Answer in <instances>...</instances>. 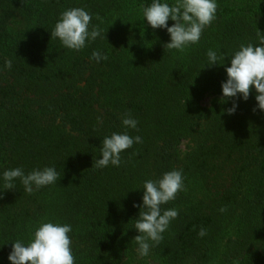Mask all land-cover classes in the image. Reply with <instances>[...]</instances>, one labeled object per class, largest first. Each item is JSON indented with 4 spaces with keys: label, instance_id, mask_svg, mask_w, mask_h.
I'll return each mask as SVG.
<instances>
[{
    "label": "trees",
    "instance_id": "obj_1",
    "mask_svg": "<svg viewBox=\"0 0 264 264\" xmlns=\"http://www.w3.org/2000/svg\"><path fill=\"white\" fill-rule=\"evenodd\" d=\"M151 3L0 0V264L43 222L71 225L75 264H264V112L255 89L246 101H222L221 90L232 55L259 46L264 0H216V19L183 52L164 48L167 30L144 19ZM75 7L92 15L89 31L106 32L79 51L50 36ZM209 49L224 56L220 65H207ZM93 51L108 59L96 62ZM207 93L220 96L205 107ZM126 112L136 129L122 124ZM125 132L142 143L121 153L119 167L97 168L103 138ZM17 167H54L60 179L32 194L19 178L4 190L3 172ZM171 170H182L185 190L161 208L179 215L141 257L133 205L146 180Z\"/></svg>",
    "mask_w": 264,
    "mask_h": 264
},
{
    "label": "clouds",
    "instance_id": "obj_2",
    "mask_svg": "<svg viewBox=\"0 0 264 264\" xmlns=\"http://www.w3.org/2000/svg\"><path fill=\"white\" fill-rule=\"evenodd\" d=\"M142 7V14L148 25L153 29H166L170 36V42L164 48L175 49L183 52L189 45L198 44L200 37L207 26L216 19V0H174L172 5L161 0H152L150 6ZM99 20L100 17L97 16ZM174 21L168 26V21ZM92 15L84 8L75 7L63 11L53 30L51 38H58L61 44L69 49L79 51L86 47V41H94L105 31L99 25H89ZM259 46L248 43L241 45L230 58V66L225 68L226 81L222 82V101L229 98L247 100L250 93L255 89L256 107L264 112V35L257 32ZM208 64L220 65L218 60H224V56H218L217 52L209 49L206 53ZM91 59L96 62L107 60V55L99 51H93ZM4 67L10 69L12 61L6 60ZM236 103L226 109L231 115L236 110ZM256 109L254 108L253 111ZM138 121L133 119L129 112L122 118V124L126 128L136 129ZM134 143H142L140 136L131 137L126 132L123 134L112 133L103 138L100 148L101 156L96 160L97 168H105L109 164L119 167L121 153L133 146ZM19 178L24 191L32 194L41 187L55 184L60 179V174L54 167L34 169L25 174L20 167L5 170L3 172L4 190L15 188L14 180ZM142 204H134L140 208L134 228L138 231L133 240L138 245V253L141 257L147 256L151 246L158 245L163 240V235L172 220L179 215L177 209L163 210L161 205L176 198V195L185 190L182 170H171L157 180H146L143 183ZM220 212L227 211L221 207ZM72 231L71 225L52 222L41 223L32 233L27 245L21 240L12 243L11 252L8 255L10 264H75L72 253V240L68 235ZM206 235V230L201 227L198 236ZM149 241L153 242L152 245Z\"/></svg>",
    "mask_w": 264,
    "mask_h": 264
},
{
    "label": "rangeland",
    "instance_id": "obj_3",
    "mask_svg": "<svg viewBox=\"0 0 264 264\" xmlns=\"http://www.w3.org/2000/svg\"><path fill=\"white\" fill-rule=\"evenodd\" d=\"M218 96H220V94H214V93H207L205 94V96L202 99V105L205 107H208L210 105V103L217 98ZM180 149V153L184 154L185 151L188 149L187 143L186 142H182L179 146Z\"/></svg>",
    "mask_w": 264,
    "mask_h": 264
}]
</instances>
